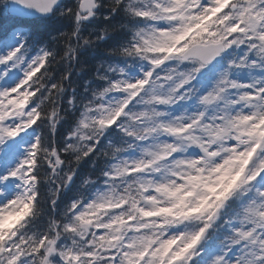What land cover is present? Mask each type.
Returning a JSON list of instances; mask_svg holds the SVG:
<instances>
[{"label": "snow or ice", "instance_id": "6c2138e0", "mask_svg": "<svg viewBox=\"0 0 264 264\" xmlns=\"http://www.w3.org/2000/svg\"><path fill=\"white\" fill-rule=\"evenodd\" d=\"M0 264H264V0H0Z\"/></svg>", "mask_w": 264, "mask_h": 264}, {"label": "trees", "instance_id": "16d2710c", "mask_svg": "<svg viewBox=\"0 0 264 264\" xmlns=\"http://www.w3.org/2000/svg\"><path fill=\"white\" fill-rule=\"evenodd\" d=\"M65 3L68 4V1ZM54 26L57 29L66 30L68 27V22L57 21ZM119 39L120 37L118 35L114 36L111 40L107 41L106 43H100L97 47L87 50L81 57L82 61L86 62L85 69L83 72H81V74L78 77H76V82L84 83L85 81L92 78L94 74V69L98 64L97 62L100 61L101 59L106 58L105 56L106 50L110 46L117 43ZM77 71H79V69H77ZM61 130L63 131V129ZM88 168L89 166L85 164L82 168V172L86 173L88 171Z\"/></svg>", "mask_w": 264, "mask_h": 264}]
</instances>
